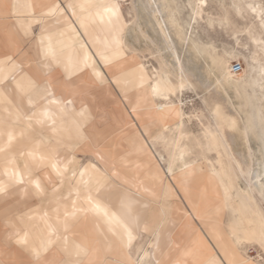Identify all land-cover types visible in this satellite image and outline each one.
Segmentation results:
<instances>
[{
	"label": "rangeland",
	"instance_id": "374dc122",
	"mask_svg": "<svg viewBox=\"0 0 264 264\" xmlns=\"http://www.w3.org/2000/svg\"><path fill=\"white\" fill-rule=\"evenodd\" d=\"M47 2L50 7L57 5L56 0ZM104 3L105 0H69L67 4L80 9L84 5ZM109 4L120 7L116 28L123 23V13L127 22V29L122 33L124 47L128 56H133L128 57L124 53L120 42L107 60L97 58L105 76L103 83L94 81L89 69L74 78L67 74L59 86L54 84L53 75L43 76L55 90L51 98L49 95L47 99L42 96L36 100L31 95L33 104L30 105L28 99L25 103L28 106L20 108L18 112L0 108V113L5 115L0 119V147L1 141L8 143L9 132L21 138H26L28 133L30 138L39 136L33 145L19 143L25 149L49 148L42 140L47 132L63 135L65 139L78 137V157L82 163H95L100 169L97 173L93 168L81 167L79 170L78 167H71L68 160L54 157L58 167L68 168L61 183L47 160L43 163L47 167L37 172V165H42L39 160L41 155L35 156V160L33 157H16L18 160L12 161L21 165L17 172L24 179L21 195H27L22 191L27 186L24 163L28 160L30 176L36 178L42 188L43 182L54 190L75 178L77 183L71 185L81 198L84 213L86 207L91 205L88 197L96 176V186L100 185V188L91 195L92 199L117 209L124 220L128 219L124 205L128 201L133 202L132 214L139 217L140 225L144 222L141 246L143 251L148 249L153 255L149 264H156L157 261L160 264H211L214 259H219V255L224 259V250L233 244L232 226L240 216L231 201L240 204V210L249 214H253L252 203L259 216L264 217V195L260 190V184L264 181L257 176L264 162V25L261 24L264 0H111ZM197 6L201 14L195 16L197 23L193 25L190 19ZM91 15L86 17L84 28H80L87 34L95 50L93 52L98 56V52L105 48L102 41L106 30L97 19L99 27L95 32L94 27L88 25ZM210 15L218 20L226 19L235 27L221 28L219 22L210 26L207 23ZM157 22L162 24L168 37L158 28ZM39 27V23L33 24L30 37L25 36L28 43L41 35ZM106 46L108 50L114 48L111 44ZM134 56L146 67L145 71L150 77L146 90L130 88L118 80L129 79L125 73L138 66L140 62ZM25 65H30V60H25ZM234 65L242 67L238 74L233 71ZM168 73L173 77L168 78L173 90L162 92L160 95L163 98L153 95L150 86L160 76L170 77ZM225 74L230 79L228 84L220 80ZM177 75L181 76V80ZM12 79L15 83H21L16 76H0V85ZM109 83L115 84L118 91L110 90ZM102 88L104 91H100ZM24 95L19 92L17 99H24ZM69 99L72 103L67 102ZM51 100L57 103H51ZM164 105H174L180 117L163 122L159 111ZM44 107L53 115L54 124L47 119L43 124H38L34 117L28 119L32 110L39 116L38 110ZM17 113L21 116L19 120L16 119ZM182 134L189 135L186 143L193 148V159L184 168L172 155ZM15 139L14 135L12 143ZM61 144L70 146L67 142ZM224 156L231 160L236 174L228 196L223 189L220 163L217 161ZM81 172H85L83 180L89 182L87 187L80 182ZM104 172L119 185L148 198V202L139 200ZM32 186L30 184L27 189ZM246 195H251V202ZM144 211L147 219L141 220ZM145 223L149 226L148 231L143 230ZM79 232L82 235L77 237L76 233ZM72 235L74 238L69 237L68 233L64 235L67 245L77 237L81 247L88 249L87 255L83 253L81 257L83 264H123L129 255L120 244L105 255L89 216L82 218L79 229L73 230ZM64 237L60 242L53 238L54 245L63 247ZM117 241L115 239L114 243ZM241 247L245 249L247 257L258 264L259 245ZM131 257L136 260L138 255L135 257L132 254ZM64 260L65 255L55 248L39 264H61ZM67 260L66 257L63 264Z\"/></svg>",
	"mask_w": 264,
	"mask_h": 264
},
{
	"label": "crops",
	"instance_id": "0c3cea01",
	"mask_svg": "<svg viewBox=\"0 0 264 264\" xmlns=\"http://www.w3.org/2000/svg\"><path fill=\"white\" fill-rule=\"evenodd\" d=\"M68 1L56 0L59 7H56L57 5L50 7L51 5L48 4L47 0H0V76L5 78L16 76L21 81L18 84L12 79L0 85V108L18 112L20 108L23 109L28 106L25 103L28 99H31V95L36 97V100L44 96L43 89L48 84H50L49 91L52 94L55 90L51 82L44 79L43 76L53 75L56 86L60 85L61 80L67 74L74 78L86 73L87 69H91L102 80L105 79L97 58L100 61L102 59V61L107 60L108 55L117 50L115 45L120 42L121 48L128 56L122 35L127 29V22L123 13V23L119 24L117 28L107 23L103 24L106 30L105 38L114 48L108 50L105 47L104 50L98 52V56L93 52L95 50L87 34L80 28L82 26L79 17L88 18L87 13H93L95 16L91 15L88 25L91 28L94 27L96 32L99 27V19L96 13L103 11L102 6L111 5L109 4L111 0H105L102 5H84L80 9L76 6L68 5ZM117 8L120 14V7ZM35 23L40 24L39 33L42 36L32 38L28 43L25 36L30 37L29 35ZM49 46L51 47L52 55L46 58L44 50L48 49ZM8 57H11V59H8ZM27 59L30 60V65L28 66L25 65V60ZM135 59L139 61L136 57ZM83 60L88 63L81 67ZM140 64L143 66L141 62ZM107 66L105 68L108 70ZM142 69L143 72H146L144 66ZM109 86L110 90L118 91L115 84L109 83ZM100 91H104V88ZM19 92L25 93L24 99H17ZM47 98H49V95L44 97V99ZM45 109L48 110L44 107L38 111L42 112ZM32 111L28 117H33ZM38 117L34 118L37 119ZM3 118H5V115L1 112L0 119ZM62 122L65 123L63 119ZM12 135L13 137L15 135L16 143L9 144L1 141V147L5 150L0 152V185L5 186L6 190L0 193V264H34L35 258L32 254V249L41 250L47 244V241L53 238L55 241L60 242L67 233L73 238L72 231L79 229L83 218L81 198L73 190L74 187L72 185L77 183L75 178L65 181L55 190L46 182L42 183L43 188L41 191H38L35 186L27 189L29 184H26V190L22 191V193L27 195L22 196L20 192L21 183L16 182L12 175L19 170L21 165L16 162L10 163V161L18 160L16 157L20 156L32 157L28 153L33 152L35 156L64 158L70 162L71 167H78L79 170L81 167L90 170L93 168L97 173L100 168L95 163L90 165L82 163L78 157V137H69V139L66 137L67 139H65L63 135L47 132L42 140L46 141L50 146L49 148L38 149L31 147L30 149H25L19 143L25 142L27 145L29 143L33 145L39 136L30 138L28 133L26 138H21L20 135L15 133H12ZM63 142H67L70 146H63L61 144ZM27 163L29 164L28 160ZM37 166L36 170L39 173L47 167V164ZM33 168H36V166L34 167L33 165ZM105 175L107 174L105 173ZM108 178L115 182L111 177L108 176ZM95 179L96 181L92 184L93 187L90 188V193L93 194L98 192L100 188V185L96 186V176ZM115 183L119 185L117 182ZM119 186L131 191L121 185ZM72 213L75 214L72 215ZM146 219L147 213L144 211L141 220ZM65 223L69 226L67 232L64 227ZM80 235H82V232L76 233L77 237ZM143 235L144 233L139 229L130 249L135 257L137 255L140 256L143 251V246H141V237ZM25 236L26 244H18L17 240ZM77 237L70 241L69 245L63 243V247L58 245L51 247L49 245L48 252H42L41 257L57 248L58 251L65 255V260L66 257L68 258L66 264H83L81 260L83 252L79 255L76 254L77 246L81 247ZM65 246L68 248L67 252L64 250ZM218 260L224 259L219 255Z\"/></svg>",
	"mask_w": 264,
	"mask_h": 264
},
{
	"label": "bare ground",
	"instance_id": "6f19581e",
	"mask_svg": "<svg viewBox=\"0 0 264 264\" xmlns=\"http://www.w3.org/2000/svg\"><path fill=\"white\" fill-rule=\"evenodd\" d=\"M151 1V0H149ZM149 3V2H148ZM147 3V4H148ZM156 3V2H155ZM152 4V3H151ZM153 8V7H152ZM155 8V7H154ZM153 8V9H154ZM159 8V6H158ZM161 8V7H160ZM152 12V11H151ZM154 14H155V11H153ZM157 12V11H156ZM88 16H90L91 14L93 13H87ZM152 14V13H151ZM167 14V13H166ZM80 18V23H81V26L84 28V25L86 24L85 21H86V17H79ZM151 18H152V15H151ZM154 18V17H153ZM152 18V19H153ZM154 20V19H153ZM155 20H156V17H155ZM158 20V19H157ZM156 22V21H154ZM168 22V21H167ZM159 23V26L158 28L160 27L161 31L163 32V34L165 35V37H168L165 33V30L163 29L162 27V24L160 22H157ZM166 23V22H165ZM157 28V29H158ZM154 29V28H153ZM170 29V28H169ZM160 31V32H161ZM169 32V31H168ZM174 32V31H173ZM162 34V35H163ZM170 34V33H169ZM181 35V34H180ZM185 36V35H184ZM171 38V37H170ZM166 39V38H164ZM167 40V39H166ZM168 41V40H167ZM185 41V40H184ZM103 44L105 45L106 49L107 47L109 46H106L107 44H109L108 40L106 38H104V41H102ZM162 42V41H161ZM166 42V41H165ZM170 43V42H168ZM167 43V45H168ZM170 45V44H169ZM187 45V44H186ZM171 46V45H170ZM110 48V46H109ZM166 48V47H165ZM187 48V47H186ZM169 49V48H167ZM70 50V49H69ZM183 50V49H182ZM106 52V51H105ZM191 52V51H190ZM163 53V52H162ZM161 53V54H162ZM174 53V52H173ZM160 54V53H159ZM175 54V53H174ZM173 55V54H172ZM171 56V55H170ZM176 56V55H175ZM173 56V57H175ZM159 58V56H158ZM168 59V58H167ZM176 60V59H175ZM168 61V60H167ZM88 62L86 60H83L82 61V65L81 67H83L84 65H86ZM175 63V62H174ZM172 63V64H174ZM177 63V62H176ZM175 63V64H176ZM138 63V66H136L135 69L131 70L129 73H125L126 75L129 76V79H125L122 81L120 79H118L120 81L121 84L123 85H127L128 87H134V88H137L138 90H146L147 88V85H148V81L150 79L149 75L146 73V72H143V66ZM171 64V63H170ZM177 65V64H176ZM175 66V65H174ZM162 67V66H161ZM146 68V67H145ZM179 69V67L177 68ZM167 70V69H165ZM178 71V70H177ZM181 72V71H180ZM89 73H90V76L92 77V79L94 81H98L100 83H103L105 81V79H101V77L99 76H96L94 74V72L89 69ZM154 73V72H153ZM235 73V72H234ZM169 74V73H168ZM235 74H238V73H235ZM170 75V74H169ZM174 75V74H173ZM181 75V73H180ZM177 75V77L181 80V76ZM159 76V75H158ZM183 76V75H182ZM122 78V77H121ZM154 78L155 75H154ZM168 78H173L171 77H167V78H164V77H159V79L157 81H155L153 83L152 86H150V92L153 94V95H160L162 92H166L168 90H173V84H171V80L168 79ZM222 82H221V81ZM218 79V81H220L221 83H226L228 84L230 82V79H229V76L227 74H225L223 76L222 79ZM176 81H178L176 79ZM173 82V81H172ZM220 82H218L217 84H219ZM180 83V82H178ZM182 83V82H181ZM216 84V83H215ZM183 85V84H180V86ZM222 86V85H221ZM220 86V87H221ZM175 88V87H174ZM217 88H218V85H217ZM153 89H156V92L153 91ZM179 89V88H178ZM220 89V88H219ZM176 90V89H175ZM177 91V90H176ZM164 92V93H165ZM172 93V92H171ZM225 93V92H224ZM130 95V94H129ZM128 96V95H127ZM166 96V95H165ZM160 97L163 98V96L160 95ZM170 97V96H169ZM154 98V97H153ZM170 99V98H169ZM158 100V99H157ZM162 100V99H160ZM164 101H166L165 99H163ZM122 101V100H121ZM156 102V101H155ZM175 102V101H174ZM118 103V102H117ZM161 103V102H160ZM163 103V102H162ZM168 103V102H167ZM176 103V102H175ZM165 104V103H164ZM160 105V104H159ZM170 105V104H169ZM169 105H164V107H162L159 111V114H160V117L162 119L163 122H167L168 120H171V119H174V118H179L180 117V112L174 107V109L172 108V106H169ZM86 109H88L86 107ZM48 111V110H47ZM51 113V112H49ZM177 113H179V115H177ZM182 119V118H181ZM233 119V117H232ZM115 122L116 121V118H115ZM117 124V123H116ZM237 125V124H236ZM132 126V125H131ZM118 128V127H117ZM132 128V127H131ZM182 129V128H181ZM157 131V130H156ZM166 131V130H165ZM164 132V131H163ZM154 133V132H153ZM185 133V132H184ZM187 134V133H186ZM181 135L179 137V143L176 144V148H175V151H174V159L175 160H179L181 162V165L182 167L191 163V160L193 159L191 157V154H193V148L191 146H189L186 142L189 141V135ZM213 136V135H212ZM238 136V135H237ZM214 137H216L214 135ZM219 137V136H218ZM239 137V136H238ZM218 139V138H217ZM213 140V138H212ZM215 140V139H214ZM217 140H215L216 142ZM220 141V140H219ZM212 143V142H211ZM218 143V142H217ZM238 145V144H237ZM206 146V145H205ZM207 147V146H206ZM174 149V148H173ZM222 151V150H221ZM207 152V151H206ZM219 152V151H218ZM208 153V152H207ZM206 153V154H207ZM219 154V153H218ZM220 156V155H219ZM189 157V158H188ZM220 158V157H219ZM172 160V159H171ZM209 160V159H208ZM219 161L220 163V170L219 172L221 171L220 175H222V178H221V181L222 183L224 184V188L225 189V194L228 196L229 194H231V189L233 187V182L234 180L236 179V174H235V170L233 168V164L224 156L222 157L221 160H217ZM221 161V162H220ZM213 162V161H212ZM27 164L28 168L26 169L25 168V165ZM180 164V163H179ZM180 165V166H181ZM209 165L211 166V164L209 163ZM190 166V165H189ZM209 166V167H210ZM168 167V166H167ZM182 167L180 169H182ZM187 167V166H186ZM184 168V167H183ZM30 169V166L29 164L27 163V161L24 163V172H25V176H27V184H33L35 186V182L38 181L36 178L34 177H31L28 172H29ZM169 171V169H168ZM170 171H172V169H170ZM257 171V170H256ZM262 172V171H261ZM215 173V172H214ZM213 173V174H214ZM134 177V176H132ZM169 177V176H167ZM163 180V179H161ZM160 182V181H159ZM40 183V182H39ZM172 183V182H171ZM221 183V182H220ZM40 186H41V183H40ZM165 186V185H164ZM153 188V186H152ZM24 190L26 189H23V192ZM41 190H42V187H41ZM223 191V190H222ZM131 194H133L135 197H137L139 200H144L145 202H148V198L146 199L145 197H143L141 194H138V193H135L133 191H129ZM250 194V193H249ZM89 195H94L93 193H90ZM244 195V193H243ZM159 196V195H158ZM233 196V195H231ZM242 196V195H241ZM251 196V195H250ZM250 196L246 195L247 199L251 202V198ZM155 201V200H154ZM232 202V206L234 207V209L236 211H239V218L238 220L235 221L234 225L232 226V234H233V231H237V232H242L243 234L244 233H251V232H256L258 233L259 232V229L258 228H261V217L259 216V214L256 212L254 206L252 203H250L253 208V214H249L247 212H242L239 208V205L240 204H237L236 202L234 201H231ZM94 205H98V208L99 210L96 209V207H94ZM256 206V205H255ZM232 207V208H233ZM243 210V209H242ZM235 212V211H234ZM105 213H107V215H105ZM86 216H89L90 219H91V222L94 226V229L96 230L99 238H100V241H101V245H102V249L105 253V255H108L109 253L112 252V250L118 245L120 244L119 243V240H118V236H114L113 235V232H116L118 234L122 233L123 232V229L121 227V222L125 221L122 217V214L117 210V209H113L111 207H109V205H107L106 203H103L102 201H99V200H96V199H92V204L87 206L86 207V211L83 213V218L86 217ZM114 217V219H113ZM235 220V218L233 219ZM196 221V220H195ZM144 223V222H143ZM143 223H141L140 225V230L142 229V226H143ZM232 224V223H231ZM230 225V224H229ZM159 228V227H158ZM159 230V229H158ZM226 230V229H225ZM135 235L137 234L134 233ZM151 234V233H150ZM153 234V233H152ZM205 234V233H204ZM229 234V233H228ZM231 234V232H230ZM231 234V235H232ZM69 235V233H68ZM242 235V234H241ZM69 237H71L69 235ZM74 238V237H73ZM230 238V237H229ZM117 239L118 241L116 243H114V240ZM154 239V238H153ZM150 240V239H149ZM156 240V239H155ZM152 242L150 241L149 242V245H151ZM113 247V249H112ZM129 255H132L130 249L128 248H124ZM88 250V249H87ZM88 253V252H87ZM146 254V255H145ZM47 255V254H46ZM46 255H43L41 257L40 260H43L45 258ZM87 255V254H86ZM86 257V256H85ZM141 257H143L144 259V264H149V262L152 261L153 259V255L150 251H148V249L144 250L143 253L141 254ZM108 258V257H107ZM112 259V258H111ZM84 260V259H83ZM113 260V259H112ZM114 261V260H113ZM36 262V261H35ZM109 263V262H108ZM119 263V262H118ZM122 264V263H121ZM155 264V263H154Z\"/></svg>",
	"mask_w": 264,
	"mask_h": 264
},
{
	"label": "snow or ice",
	"instance_id": "6c2138e0",
	"mask_svg": "<svg viewBox=\"0 0 264 264\" xmlns=\"http://www.w3.org/2000/svg\"><path fill=\"white\" fill-rule=\"evenodd\" d=\"M203 2V0H202ZM56 7H59L58 5ZM103 7V11H98L96 13L97 18L99 19L101 24H105L107 23L108 25L111 26H115L116 23H118L119 21V12H118V8L115 5H104ZM51 14V13H49ZM201 14L199 12V6H197L194 9V13H193V18L190 19V23L195 25L197 23L195 16ZM39 22V21H37ZM217 22H219L221 28H225V27H235V25H231L226 19H219L214 17V16H209V19L207 21V23L210 26H214ZM261 24L264 25V14H262V18H261ZM44 55L47 58L48 56L52 55V50L51 47L49 46L48 49L44 50ZM8 59H11V57H8ZM181 87H183V85H181ZM50 84L45 85L44 89H43V93H44V97H47L48 95H50ZM154 92H156V89H153ZM165 99H167V96L164 97ZM51 103H57L56 100H51ZM68 103H72L71 100L67 101ZM29 104L32 105L33 101L31 99H29ZM174 105L172 106V108L174 109ZM177 115H179V113H177ZM33 117H37V113H33ZM33 117H28L29 120H31ZM42 117V118H39ZM39 117L36 119V122L38 124H43L45 122V120H52L53 124L55 123L54 117L52 114H50L46 109L43 110L42 112H40ZM16 119L19 120L21 119V116L19 113H17ZM29 127H31V124H29ZM14 137L12 135L11 132L8 133V143L11 144L13 141ZM5 149L0 147V152H3ZM29 156H32L33 159L35 160L36 157L34 155L33 152H29L28 153ZM40 163L43 164L45 160H47L50 164V166L52 167V169L55 171L56 176L60 177V181L61 183L63 182L64 179V175L65 173L68 171L67 166H65L64 168H60L58 167V164L54 161V157H45V156H40L39 157ZM10 163H14V161H10ZM25 168L27 169L28 166L27 164L25 165ZM261 169L262 172L261 173H257V176L259 177V179L261 181H264V162H262L261 164ZM7 172V169H6ZM86 172V170H85ZM85 172H81L80 173V177H81V183L85 184V187H87L88 185V181H84L83 177L85 176ZM28 174L30 175L31 172L29 170ZM13 178L16 180V182L18 183H23L24 179L23 176L18 173V172H14L13 174ZM73 175H75V173H73ZM35 187L38 191H41V186L39 181L35 182ZM5 186L0 185V193L5 192ZM55 190V188H54ZM260 190L262 195H264V183L260 184ZM88 203L92 204V197L91 195H89L88 197ZM132 201H128L124 206L127 208L128 211V219L121 222V227L123 229V232L118 234L116 232H113L114 236H118V240L119 243L122 247L124 248H128L131 249L132 245H133V241L136 239V235L134 233H136L139 229H140V221H139V217L138 216H134L132 214ZM94 207H96L97 210H99L98 205H94ZM75 213H72V215H74ZM105 215H107V213H105ZM114 219V217H113ZM65 231H68V224L65 223ZM144 231H148L149 230V226L147 223L144 224ZM57 239H59V237H57ZM232 239H233V244L232 246H230L229 248H226L223 252L224 255V260H213L211 262V264H257L256 261H253L251 259H249L246 255V251L243 247H241L242 245H259V261L258 264H264V217H262L261 219V228L259 230L258 233L256 232H251V233H244L243 235H241L239 232L237 231H233L232 234ZM65 240V245H67V237H64ZM26 236L17 240L18 244H26ZM55 241L49 239L47 241V244L44 245L42 247L41 250H37V249H32V254L35 258V261L37 262V264H39V261L41 259V255L42 252L46 253L49 250V245H54ZM66 252L68 251L67 246H65L64 249ZM81 252L87 254V250L84 248H81L80 246H77V255H79ZM146 255V254H145ZM123 264H144V259L143 257H139L136 260H133L131 255H128L126 257V260L123 262ZM156 264H160L159 261L156 262Z\"/></svg>",
	"mask_w": 264,
	"mask_h": 264
},
{
	"label": "built area",
	"instance_id": "2783aa9c",
	"mask_svg": "<svg viewBox=\"0 0 264 264\" xmlns=\"http://www.w3.org/2000/svg\"><path fill=\"white\" fill-rule=\"evenodd\" d=\"M241 66L240 65H234V67H233V71L235 72V73H239L240 71H241Z\"/></svg>",
	"mask_w": 264,
	"mask_h": 264
}]
</instances>
